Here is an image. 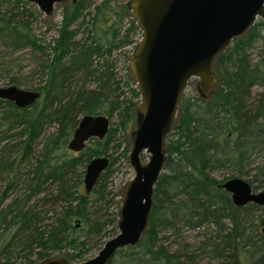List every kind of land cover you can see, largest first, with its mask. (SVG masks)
<instances>
[{
    "label": "trees",
    "instance_id": "obj_1",
    "mask_svg": "<svg viewBox=\"0 0 264 264\" xmlns=\"http://www.w3.org/2000/svg\"><path fill=\"white\" fill-rule=\"evenodd\" d=\"M95 1L66 4L58 36L47 42L36 6L0 0V85L40 93L24 109L0 99V264H40L68 249L75 253L63 259L81 262L100 249L102 238L116 234L117 214L107 212L115 195L106 191L115 159H108L89 194L80 191L78 169L100 156L131 121V102H118L123 92L110 55L138 28L131 21L121 30L126 5L120 13L109 7L113 0ZM263 30L264 22L255 21L215 56L217 82L207 98L183 93L164 142L147 228L134 247L118 250L107 264H264V207L236 208L218 187L241 178L264 190V52L249 57ZM96 114L108 121L115 116L117 123L102 141L90 139L71 153L67 144L79 118ZM52 125L55 134L48 132ZM219 170L229 175L217 181L212 174ZM182 229L196 231L188 240L192 245ZM169 237L180 249L163 246Z\"/></svg>",
    "mask_w": 264,
    "mask_h": 264
},
{
    "label": "water",
    "instance_id": "obj_2",
    "mask_svg": "<svg viewBox=\"0 0 264 264\" xmlns=\"http://www.w3.org/2000/svg\"><path fill=\"white\" fill-rule=\"evenodd\" d=\"M26 1L50 17L55 5L67 0ZM126 7L140 31L127 63L139 96V119L130 134L127 153L133 175L122 188L116 234L105 240L93 257L76 264H107L118 250L137 244L147 228L152 190L163 170L164 142L188 82L195 80L197 94L207 98L217 82L212 70L215 56L255 21L264 22V0H129ZM0 99L24 109L35 105L40 93L15 85L0 86ZM108 128L104 115H82L67 149L80 152L88 140H103ZM143 154L148 155L145 163ZM107 167L105 157L87 162L82 177L86 194ZM218 187L236 208L247 204L264 207V190H253L244 179L229 178ZM260 233L264 235V219ZM40 264L71 263L52 257Z\"/></svg>",
    "mask_w": 264,
    "mask_h": 264
},
{
    "label": "rangeland",
    "instance_id": "obj_3",
    "mask_svg": "<svg viewBox=\"0 0 264 264\" xmlns=\"http://www.w3.org/2000/svg\"><path fill=\"white\" fill-rule=\"evenodd\" d=\"M74 1L75 0H67L64 3L55 5L53 14L50 17H44L42 14V20L43 21L41 22V27H42L41 31H43L47 42L52 41L53 39H55L58 36L57 30L59 28V24H60V21L62 19V14H63L64 8H65V5L66 4L68 5ZM128 1L129 0H113L111 2V4L109 5V7L115 12H118V11L120 12V7L125 6ZM99 2H100V0H96L93 5H96ZM90 11H91V8H90ZM123 13H124L123 17H122L123 21L120 23L122 31H123V29H125L127 27L128 24L131 23V21H133L130 17V12L128 11V9H127V12L125 11ZM87 20H88V18L85 17L84 21H87ZM112 21H113V19L110 18L107 21L106 25H104L103 27L106 28ZM80 33H81L80 35H82L83 31H80ZM139 39H140V31L137 30V31L133 32V34L130 36L129 43L127 45H125L123 47H119L117 50L113 51L110 55V58H111L110 60H113V62H114V70H115L116 78H118L121 82V84L119 86L120 91L123 92V94H121V96L119 97L118 102H120V104H121L120 106H122L123 103L121 101H127V100L130 101L132 104L131 112L133 113V116L131 118L130 123L127 125L125 131L124 132H122L121 130L117 131V135H116L115 140L113 142L109 143L106 148L101 149L102 153L100 156H98V157H105L107 159L112 157L115 159L113 165L111 167H109V169L111 171H110V175L107 179V190L106 191L108 192V196L111 197L110 196L111 194L115 195V198L112 200L113 204L108 208V211H107L108 213L117 214L118 208L120 206V196L122 194V188H123L124 184L132 178V175H133L132 170L127 165V153L130 150V134L136 126V121H138V119H139V118L137 119V115H138L137 106L139 104V96L137 93H136L135 97L131 95L130 90H132V89L135 90V88H134L135 82L133 80L131 72L128 69L127 63H128V59L130 57V54L132 53L135 46L138 44ZM263 52H264V30L260 34V39L257 40L253 44L251 49L249 50V57L252 60H255L257 58V56L262 54ZM0 86L3 87L4 85H0ZM196 91H197V82L195 80H190L188 82L187 87L184 90V95L185 96H188V95L197 96L198 94ZM178 115H179V112H178V108H177V110L174 114L172 127H174L176 125ZM116 123H117V119L115 116H113L109 120V126H115ZM172 127L170 130V133L173 132ZM56 129H57L56 125H52L51 127H49L48 128L49 134H55ZM117 144H120L118 148H116ZM42 145L43 144H41L40 147ZM89 146L93 147V148L94 147L97 148V146L94 145L93 141H90ZM124 150L126 151L125 154H123ZM147 158H148V155L143 154L141 156L142 163H145L147 161ZM85 166L86 165H84L83 168L78 169L79 174H81L82 177L84 174ZM25 170H27V167H25V169H23V171H24L23 173H26ZM228 175L229 174H228L227 170H223V171L219 170V171H215L212 174V177L217 181H221L222 179L226 178ZM82 177L80 178L81 179L80 191H81V193H84L83 185H82ZM104 209H105L104 206H102L100 208L101 212H104ZM259 214H262L263 215L262 217H264V209L262 211H260ZM47 216H50V214H48ZM107 228L108 227H106V230H107ZM194 233H196V231H185L182 229V235L184 238L187 239L186 243L191 244V245L193 244V242H188V240L191 239V237H192V235H194ZM108 238L109 237L102 238V242H104ZM171 241H172V238L169 237L167 239V242H163V246H166L167 248H169L170 251L180 249V247H181L180 242H171ZM98 250L95 248V249H92L89 252H87L85 255H83L82 261H85V260L93 257ZM74 253L75 252L72 249H68L64 253H60V254L56 253L55 255L60 256L62 258L63 257L68 258V256H70ZM10 261L11 262L15 261L14 255L10 258ZM16 262H18L17 264H27L26 262H22L19 259H17ZM67 262H69L71 264L79 263V262L71 261V260H69ZM34 264H39V263L35 262Z\"/></svg>",
    "mask_w": 264,
    "mask_h": 264
},
{
    "label": "flooded vegetation",
    "instance_id": "obj_4",
    "mask_svg": "<svg viewBox=\"0 0 264 264\" xmlns=\"http://www.w3.org/2000/svg\"><path fill=\"white\" fill-rule=\"evenodd\" d=\"M64 3V2H63ZM134 21V20H133ZM135 23V22H134ZM138 28V27H137ZM139 30V29H138Z\"/></svg>",
    "mask_w": 264,
    "mask_h": 264
}]
</instances>
